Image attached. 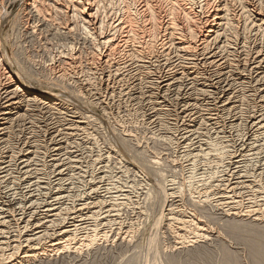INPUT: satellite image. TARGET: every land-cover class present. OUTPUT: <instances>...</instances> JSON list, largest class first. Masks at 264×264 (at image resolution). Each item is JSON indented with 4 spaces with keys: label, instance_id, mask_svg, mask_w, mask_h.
<instances>
[{
    "label": "bare ground",
    "instance_id": "1",
    "mask_svg": "<svg viewBox=\"0 0 264 264\" xmlns=\"http://www.w3.org/2000/svg\"><path fill=\"white\" fill-rule=\"evenodd\" d=\"M12 2L14 0H0V264H35L38 260H49L51 256L58 258L67 252L73 253V256L80 255L78 253L83 248L107 243L113 230H116V240L130 242L135 232L133 224L124 225L115 221L121 206L125 207L126 202L130 201L127 193L131 189L135 191L139 185L143 189L141 197L144 195V204L147 205L142 208L146 207L147 210L150 205L157 208L156 222L165 229V235L175 239L174 249L203 241L207 237L203 233L205 229L200 225V217V221L195 219L196 210L194 213L191 210L194 208L192 205L199 209V203L202 202L207 206L205 202L211 194L206 195L202 191L201 195L204 196L198 197L190 193L188 202L193 208L189 210L187 208L190 205L187 208L183 206L181 193L188 190H180L179 193L183 186L174 187L168 180L165 184L166 175H163L157 164L164 163L165 159H158L161 153L158 156L155 152L147 153L148 148L139 150L138 145L133 148L134 145L127 139L132 136L128 131L127 134L123 133L124 129L120 131L122 124L114 119L116 114L112 121L115 129L121 133L118 134L117 143L122 145L123 150L124 144L127 148L133 146L128 148L133 151L132 160H125L121 154L117 156L120 162H130L132 166L134 163L138 167L132 174L131 183H123L128 189L122 190L127 193H116L119 196L114 195L111 200H105L102 198L104 196L98 194V183L107 177L100 174L109 170L113 163L111 158L108 159L110 166L105 161L104 169L98 171L100 174L97 177L93 173L87 174L90 177L88 179L86 173L90 171L83 169L80 164L83 162H80L77 154L72 155L70 151L64 150L69 153L67 161L64 158L61 160L59 155L65 154L61 153L63 148L76 150L82 143L92 145L96 142L95 133L91 131L93 127L89 124L92 114L84 117L82 110L85 107L81 110L78 102L85 101L86 97L96 101L102 97V91L103 96H107L97 102L103 105L104 111H107L110 102H115L117 104H112L119 111L146 114L145 120L143 118L140 121L144 124L154 123L158 140L166 148L171 146L173 149V146L178 145L180 149L188 145L183 132H177V123L180 122L184 127L192 123L195 127L192 132L202 136V125H210V121L218 127L220 119L225 120L227 117L231 119L227 124L229 129L243 141L241 146L247 147L256 140L264 139V0H22L15 15L9 12ZM7 25L10 26V33L5 31ZM29 44L33 45L29 47ZM47 86L61 88L67 95H62V92L53 94L46 89ZM167 102L178 107L174 114L171 112L172 115L167 113L170 109H165ZM107 112L104 115L109 121ZM228 143L213 148V151L218 158L222 157L228 167L234 163L240 164L250 149L245 151L242 146L240 154L235 155L230 148L232 145ZM112 150L113 147L108 152ZM187 152H183L184 155H188ZM199 153L196 155L199 156ZM112 154H115V150ZM236 156L240 157L233 159ZM96 158L89 161L90 166ZM182 159L185 160L184 157ZM47 166L52 169L48 170ZM88 167L86 169H90ZM39 171L45 172L42 180L48 179L51 174L56 185L64 175L71 178L78 175L76 180L83 181V186L81 189L76 188V195H72L76 203L72 207L65 204L62 207V200H66L67 195H62L63 190L56 186L54 190L50 188L52 191L48 195L43 193L48 196L43 203L39 196L46 184L35 176ZM85 177L86 180H83ZM123 177L122 173L117 178ZM224 183L216 182L215 189ZM238 183H230L228 192H235L239 188ZM230 194L227 195L231 197ZM218 195L216 206L224 208L222 204L226 203L228 208L225 212L237 216L235 204L240 199L231 202L223 193L220 197ZM168 201L178 203L175 205L172 202L174 206L170 207L169 202L166 204L169 207H164ZM161 207L165 210L159 212L160 216L158 211H161ZM150 210L152 213L153 209ZM245 212V215L253 216L257 221H264V206H256Z\"/></svg>",
    "mask_w": 264,
    "mask_h": 264
},
{
    "label": "rangeland",
    "instance_id": "2",
    "mask_svg": "<svg viewBox=\"0 0 264 264\" xmlns=\"http://www.w3.org/2000/svg\"><path fill=\"white\" fill-rule=\"evenodd\" d=\"M21 4H22V0H14V2H12V4L10 5L9 7V12H12L14 15H15V12H17L18 8L21 7ZM10 26L7 25V28L5 29V31H8V33H10ZM30 45H33V44H29V47ZM38 59V58H36ZM48 91H50L51 93L53 92L54 93H61L62 95H65L66 93L63 92V90L60 88H54L52 86H47L46 88ZM67 95V94H66ZM102 97H99L100 100L103 101V99H105V97L107 96H103L104 95V92L102 91ZM172 98V97H171ZM91 97L89 98H85V101H82L80 100L78 102L79 106L81 107V110L83 111V116L85 117V115L87 116V114H92V118L90 117V127L92 128L91 131L92 134L95 133V137L97 138V140H95L96 142V145L95 143L92 145L90 144H84L82 143L80 145V147L73 149V148H66V149H62L61 150V153H65V154H62L59 155V157H61L60 159L64 161H67L68 159L67 156H69L68 154L69 153H66L64 150H68L72 153V155H76L77 154V157L80 158V162H83V163H80L82 166V168L84 170H89L90 172H87L86 173V177L89 179L90 177H88L89 174L93 173V176L94 177H97V175H99L100 173H98L99 170L101 169H104L103 168V165H105L106 163H104L105 161L107 162V165H111V162L110 160L108 161V159H112V167L110 166L107 170V172L105 173H101L100 175H106L107 177H105L102 181H100L98 183V188L100 192H98L99 195L101 196H104L102 198H104L105 200L108 198L110 199L111 197H113L114 195H116L115 197H118L119 195H117L118 193H127V191H123L124 189H128L125 187V184L126 182L127 183H131L132 179H133V175H134V172L137 171L138 167L136 166V164L133 163V166L132 164H129L128 162H120L119 160V157L122 156V157H125L124 159L125 160H132L131 158V154L133 153L132 149L131 151L128 149V148H132V147H128L124 144L123 145V148L124 150L122 149V145H119V137H118V134L120 135L121 133H119L117 131V129H115L114 127V123L112 121V119L114 118V115L116 114L115 118L117 121L119 120L120 122V131H122L123 129L125 130L126 129V132L123 130L122 132L127 134L129 132V134L132 136V137H127V139L129 138V142H131V144L134 145L133 148H135L137 145V148L140 150V149H146L148 148L147 150V153L151 152H155L157 153V156L159 155V160L162 161V159L164 160V163L166 164H162L161 162H158V167L162 169L163 171V175L166 177H164V181H165V184L167 183L166 181L168 180V183H172L171 185L172 186H183L181 187V189H179V193L184 190H188L189 193L185 192L183 194H185V196L181 193L183 199V206H185L186 208L189 207V205L191 203H189V199H190V195L194 194V196H198V197H203L201 194H206V195H210L209 197H207V201L205 203H207V206L204 204V202H202L203 204L199 203V209L194 206V205H190L189 208L187 209H191V212L194 213V211L198 209V213L195 211V219L197 218V220H199V217H200V225L203 226V228L205 229V235L207 236L205 239H203V241L201 242H196L195 244H193V246H188V247H185V248H178V249H174L175 245L174 243L176 242L174 238H169V236L165 235L167 234V232H165V229L162 228V226L158 225L156 220L158 219L157 218V211L156 209L151 207L150 205V208L147 207V210L145 208H142V206H147L144 204V195L143 197L142 194H141V190L143 189H140V185L136 188L135 191H132V189L127 193L128 194V199L130 201H127L126 204H125V207L121 206V209L118 213V217L116 218V221H118V223H123L124 225H127V224H133V227L136 229H134V233L133 235L135 236H132L133 238L131 239L130 242H120L117 239L116 240V230L111 233V235L108 237L109 238V241L106 243V242H102L100 244H95L94 246H92V248H88V249H85L83 248L82 251H79L78 254L80 255H74L75 256V259L74 256H73V253H65V254H61L59 255L58 258H56V256H51V260H38L35 262V264H264V227H263V224H264V221L261 222L260 220H256L253 218V216H250V215H245L244 213H246L245 211H249V209L251 208H262L264 206V139L261 138L260 140H256V144H252L251 145H248L246 147V145H242L241 144L243 143V141L241 142L238 138H241V137H236V134H234V132L232 130L229 129L228 127V122L231 121L230 118H225L224 119H220V122H218V127H216L215 125L211 124L210 121H208V123H210V125H202V130L200 131L201 132V135H198V134H195V132H192L193 130V124L190 123L187 127L185 125V127L183 125L179 123H177L178 125V128H177V132L179 133H182L183 132V135L187 137V142H188V145L185 147V148H181L179 149V146L177 145L176 147L173 146V149L171 148V146H166L163 144V143H160V141L158 140L159 136L157 134V128L154 127V123L152 124H147V123H143L141 122L140 120H142L144 118H146V114H143L140 115V114H136L134 113L133 111L131 112H123V111H119L118 109H116V105H113V104H117V103H109L108 106L106 107L107 111H110V112H107L106 110L104 111L103 108V105H100L97 101H99V99H95L92 98L91 100ZM71 100V99H69ZM89 100V101H87ZM170 100V99H168ZM82 101V102H81ZM95 101V102H93ZM85 104V105H84ZM84 106V107H83ZM79 107V109H80ZM174 107V108H173ZM113 108V109H112ZM178 107L176 105H171V102H167V106H165V109H170V111H167V113H169L170 115L174 114L175 113V109H177ZM117 110V113H116V110ZM172 109V110H171ZM174 109V110H173ZM115 110V111H114ZM85 111V112H84ZM119 111V112H118ZM87 112V113H86ZM89 112V113H88ZM104 112H107L109 113V117H110V120H106L105 118V115H104ZM122 114H121V113ZM172 112V114H171ZM174 112V113H173ZM111 113V115H110ZM120 113V114H119ZM127 113V115H126ZM128 113L130 115H128ZM132 113V115H131ZM145 113V111H144ZM147 113V112H146ZM176 113H178L176 111ZM125 114V115H123ZM122 115V116H121ZM140 115V116H138ZM112 116V117H111ZM118 116V117H117ZM120 116V117H119ZM142 116V118H141ZM119 119H117V118ZM141 118V119H140ZM94 119V120H93ZM124 119V120H123ZM122 121V122H121ZM124 121V122H123ZM142 123H140V122ZM145 122V121H144ZM213 122V121H212ZM227 122V123H226ZM132 123V124H131ZM92 124V125H91ZM224 124V126H223ZM145 127H144V126ZM149 125V126H148ZM213 125V126H212ZM148 126V127H147ZM180 126V127H179ZM206 126V127H205ZM123 127V128H122ZM151 127V128H150ZM212 127V128H211ZM222 127H223V130H222ZM227 127H228V130H227ZM149 128V129H148ZM182 128V129H181ZM221 128V129H220ZM226 128V129H225ZM240 128V127H239ZM184 129H187V130H184ZM195 129V127H194ZM218 129V130H216ZM90 130V129H89ZM95 130V131H94ZM152 130H154V134L152 133ZM128 131V132H127ZM194 131V130H193ZM204 131V132H203ZM151 132V133H150ZM164 133V131H161V133ZM176 132V133H177ZM206 132V133H205ZM132 133V134H131ZM160 133V135H161ZM188 133V134H187ZM194 133V134H192ZM205 133V134H204ZM222 133V134H221ZM226 133V134H225ZM229 133V134H228ZM233 133V134H232ZM156 134V136H154ZM221 134V136H220ZM232 137H231V135ZM196 135V136H195ZM211 135V136H210ZM149 136V137H148ZM154 136V138H153ZM177 136H179V134H177ZM215 136V137H214ZM218 136V137H217ZM235 136V137H234ZM264 137V135H262ZM151 137V138H150ZM156 137V139H155ZM195 137V138H194ZM200 137V138H199ZM150 138V139H149ZM222 138V139H221ZM235 138V139H234ZM154 139V140H153ZM189 139V140H188ZM204 139V140H203ZM132 140V141H131ZM192 140V141H191ZM208 142H207V141ZM227 140V141H226ZM230 140V141H228ZM232 140V141H231ZM239 140V141H238ZM100 141V144L99 142ZM201 141L203 143H201ZM206 141V143H205ZM102 142V143H101ZM133 142V143H132ZM210 142V143H209ZM230 144V148L232 150V153L235 154V155H238L240 154V149H244L245 148V151H247V149H250L247 153L248 155L245 157V159L243 158L242 160H240V164H231L229 165V167L226 165V163L224 162V160H222V157L220 156L218 158V155L213 151L214 149L213 148H218V147H221L222 145L226 144V143ZM239 142V143H238ZM263 142V144H261ZM117 143V144H116ZM191 143V144H189ZM208 143V144H207ZM224 143V144H223ZM234 143V144H233ZM237 143V144H236ZM102 144V146H101ZM110 144V145H109ZM236 144V146H235ZM239 144V145H238ZM86 145V146H85ZM90 145V146H89ZM99 145V146H98ZM129 145V144H127ZM140 145V146H139ZM165 147H164V146ZM192 145V146H191ZM196 145V146H195ZM212 146V147H209V146ZM215 145V146H213ZM83 146V147H82ZM110 146V147H109ZM121 147V149L118 148ZM126 148H125V147ZM143 147V148H140V147ZM146 146V147H145ZM191 146V147H190ZM202 146V147H201ZM203 146H204V149H203ZM239 146V148H238ZM257 146V148H256ZM92 147V148H91ZM94 147V148H93ZM96 147V148H95ZM113 147V150L112 152L114 153V150H115V154H112V152H108L110 149H112ZM114 147L117 149H114ZM145 147V148H144ZM163 147V148H161ZM209 147V148H208ZM254 147V148H253ZM85 148V149H84ZM100 148V149H98ZM108 148V149H107ZM165 148V149H164ZM171 148V149H170ZM175 148H177L175 150ZM189 148V149H188ZM192 148V149H191ZM194 148V149H193ZM196 148V149H195ZM206 148V149H205ZM212 148V149H211ZM229 148V149H230ZM233 148V149H232ZM235 148H236V152H235ZM253 148V150H251ZM263 148V149H262ZM71 149V150H70ZM73 149V150H72ZM79 149V150H77ZM82 149V151L80 150ZM89 151H88V150ZM127 149V150H126ZM170 149V150H168ZM203 149V150H202ZM209 151H208V150ZM92 150V151H91ZM99 150V151H97ZM121 150V151H120ZM175 150V152H174ZM185 150V151H184ZM192 150H197L195 152H193ZM208 152H207V151ZM106 151V153H105ZM130 151V153L128 152ZM168 155H167V153ZM178 151V152H177ZM189 153H188V152ZM204 154H202L201 153ZM212 153H211V152ZM251 151V152H250ZM256 151V152H255ZM263 151V152H262ZM78 152V153H77ZM90 152V153H88ZM93 152V153H92ZM95 152V154H94ZM100 152V153H98ZM103 152V153H102ZM118 152V153H117ZM122 152V153H121ZM159 152V153H158ZM164 155H163V153ZM187 152L188 155H184V153ZM191 152V153H190ZM200 152V153H199ZM207 152V153H206ZM251 154H250V153ZM53 153V152H52ZM80 153V154H79ZM85 153V154H84ZM150 153V154H151ZM181 153V154H180ZM183 153V154H182ZM196 153H199V156L196 155ZM243 153V152H242ZM98 154V155H97ZM102 154V155H101ZM106 154V155H105ZM120 156H119V155ZM124 154V155H123ZM179 154V155H178ZM193 154V155H192ZM201 154V156H200ZM206 154V155H205ZM208 154V155H207ZM212 154V155H211ZM261 154V155H260ZM64 155V156H63ZM83 155L85 157H83ZM105 155V156H104ZM116 155V156H115ZM119 157H118V156ZM184 157L185 160H181L182 157ZM190 155V156H189ZM196 155V156H194ZM211 155V156H210ZM255 155V156H254ZM258 155V157H257ZM99 156V157H98ZM101 156V158H100ZM109 156V158H108ZM161 156V157H160ZM163 156V158H162ZM165 156V157H164ZM176 156V158H175ZM181 158H180V157ZM191 158H189V157ZM205 156V158H203ZM88 159H87V158ZM91 157V158H90ZM96 158L94 164L92 166H90V163L89 161H91V159H94ZM102 157H105V158H102ZM107 157V158H106ZM115 157V158H114ZM118 157V159H116ZM167 157V158H166ZM173 157V158H172ZM187 157V158H186ZM217 157V158H216ZM240 156H236L234 157L233 159H238ZM48 158V157H47ZM99 158V159H98ZM127 158V159H126ZM161 158V159H160ZM193 158V159H192ZM217 160H216V159ZM263 158V159H262ZM98 159V160H97ZM102 161H101V160ZM189 159V160H188ZM195 159V160H194ZM204 159V160H203ZM208 159V160H207ZM221 159V160H220ZM82 160V161H81ZM116 160V161H115ZM178 160V162H177ZM194 160V161H193ZM200 160V161H199ZM215 161V162H212V161ZM219 160V161H218ZM252 160V161H251ZM99 161V162H98ZM173 161L175 162L173 164ZM246 161V162H245ZM251 161V162H250ZM50 162V161H48ZM115 162V163H114ZM118 162H120L121 164H124L121 166V164L119 163L118 165ZM170 162V164H169ZM172 162V163H171ZM191 162V163H190ZM194 162V163H193ZM200 164H199V163ZM202 162V163H201ZM249 162V163H248ZM46 164H49L47 162H44ZM51 163H54L51 161ZM57 163V162H55ZM161 163V164H160ZM197 163V164H196ZM221 164H224V165H220ZM256 163V164H255ZM58 164V163H57ZM61 164V163H59ZM78 164V163H77ZM87 164V165H86ZM96 164V165H95ZM102 164V166H101ZM127 164L129 166H127ZM160 164V165H159ZM173 164V165H172ZM185 164V165H184ZM210 164V165H209ZM101 167H100V166ZM133 169H132V167ZM165 165V166H164ZM195 165V166H194ZM216 165H218L216 167ZM235 165H237L235 167ZM240 167H239V166ZM243 167H242V166ZM90 166V167H88ZM95 166V167H94ZM117 166V168H116ZM222 166V167H221ZM86 167L90 168V169H86ZM92 167V168H91ZM115 167V168H114ZM182 167V168H181ZM226 167V168H225ZM95 168V169H94ZM194 168V169H193ZM220 168V169H219ZM226 170H224V169ZM237 168V169H236ZM47 169L48 170H51L52 167L50 166H47ZM46 169V173L48 172V170ZM113 169V170H112ZM123 169V170H122ZM230 169V170H229ZM236 171H235V170ZM246 169V172L244 171ZM91 170L93 172H91ZM111 170V171H110ZM116 170V171H115ZM126 170V171H125ZM128 170V171H127ZM210 170V171H209ZM228 170V171H227ZM102 171V170H101ZM125 171V172H124ZM243 171V172H242ZM40 172V173H39ZM35 176L40 180L42 181V183H45L46 186L44 184H42V186L44 185L43 189L41 190V194H40V200L45 203L48 199V192L52 191L51 189H56L59 188L61 191H62V195H67L66 196V200L65 198L62 200V204L61 206L63 207V205L65 204V206H68V207H72L73 206V203H76L74 201V198L72 197V195H76L75 191H77V189H81L83 186V181L81 182V180L77 181L76 179H78V175L73 178H71V176H66L64 175V177L62 176V179L60 180L61 182L56 185L57 182L55 181H52L53 180V177L51 176V174H49L50 176H48L49 178H43L42 180V177H44V174L45 172H41L39 171ZM77 172V171H76ZM74 172V173H76ZM95 172V173H94ZM98 174H97V173ZM113 172V173H112ZM121 172V173H120ZM176 172V173H175ZM195 172V173H194ZM226 172V173H225ZM228 172V174H227ZM236 172V173H235ZM241 174H239V173ZM243 174H242V173ZM248 172V173H247ZM124 174V177L123 178H117L120 174ZM166 173V174H165ZM213 173V174H212ZM224 173V174H223ZM247 173V174H246ZM262 173V174H261ZM88 174V175H87ZM96 174V175H95ZM118 174V176H117ZM133 174V175H132ZM230 174V175H229ZM39 175V176H38ZM116 175V176H115ZM209 175V176H208ZM214 175V176H213ZM229 175V176H228ZM245 176V177H242V176ZM247 175V176H246ZM41 176V177H40ZM85 176V174H84ZM110 178H109V177ZM210 176L212 178H210ZM238 176V177H237ZM69 177V179H68ZM86 177L85 179L83 178V180H86ZM117 179H116V178ZM217 177V179H216ZM236 177V178H235ZM110 180H109V179ZM135 179H137L136 177H134ZM233 178V179H232ZM51 179V180H50ZM65 179V180H64ZM116 179V180H115ZM123 179H125L123 181ZM127 179V180H126ZM130 179V180H129ZM166 179V180H165ZM188 179V180H187ZM193 179V180H192ZM198 179V180H197ZM211 179V180H210ZM223 179V180H222ZM225 179V180H224ZM47 180V181H46ZM64 180V181H63ZM75 180L77 182H75ZM106 180V181H105ZM202 180V181H201ZM213 180V181H212ZM215 180V181H214ZM220 180V181H219ZM222 180V181H221ZM228 180V181H227ZM241 180V181H240ZM68 181V182H67ZM70 181V182H69ZM72 181V182H71ZM119 183H117V182ZM123 184L125 182V184H121L120 182ZM208 181V182H207ZM210 181V183H209ZM233 181H239L240 183L237 184V186L239 188H236L234 191L235 192H228V185L230 183H233ZM47 182V183H46ZM55 182V184H54ZM75 183L72 185V183ZM80 182V184H79ZM109 182L110 183V186H109ZM179 182V183H178ZM183 184H181V183ZM200 182V183H199ZM219 183V182H225L224 184L220 185V187L222 186V188L218 187V189H215V184ZM227 182V183H226ZM230 182V183H229ZM245 182V183H244ZM50 183V184H48ZM53 183V184H52ZM66 183H70L69 185L66 184ZM88 183V182H87ZM102 183V185H101ZM108 183V184H107ZM139 183V182H138ZM189 183V184H187ZM190 183H192L190 185ZM213 183V184H211ZM61 184V185H60ZM106 184V185H105ZM117 184V185H115ZM187 184V185H186ZM205 184V185H204ZM209 184V186H208ZM241 184V185H239ZM245 184V185H244ZM68 185V186H67ZM71 185V186H70ZM79 185V186H78ZM122 185V186H121ZM169 185V186H171ZM190 187H189V186ZM207 185V186H206ZM243 185L245 187H243ZM247 185V186H246ZM49 186V189H47ZM56 186V187H55ZM70 186V187H69ZM74 186V188H73ZM78 186V187H77ZM104 188V191H103V188ZM107 186V187H106ZM117 186V189L115 188ZM176 186V187H177ZM188 186V187H187ZM199 186V187H198ZM201 186V187H200ZM205 186V187H204ZM241 186V187H240ZM111 189H110V188ZM120 187V188H119ZM123 187V188H122ZM203 187V188H202ZM209 187V188H208ZM212 187H214L213 189H211ZM51 188V189H50ZM68 188V189H66ZM77 188V189H76ZM87 188V186H86ZM106 188H108L107 190L108 191H105ZM187 188V189H186ZM220 188V189H219ZM72 189V190H71ZM123 189V190H122ZM190 189V190H189ZM209 189V190H208ZM211 189V190H210ZM225 189V190H224ZM228 189V190H227ZM238 189V190H237ZM242 189V190H241ZM45 190V191H44ZM47 190V192H46ZM69 193H68V191ZM116 190V191H115ZM181 190V191H180ZM197 190V191H196ZM214 190V191H213ZM216 190V192H215ZM241 190V191H240ZM43 191V192H42ZM67 193H65V192ZM74 191V192H73ZM109 191H111V193H109ZM119 191V192H118ZM132 191V192H131ZM140 191V192H139ZM194 191V192H193ZM203 191V192H202ZM205 191V192H204ZM207 191V192H206ZM210 191V192H209ZM238 191V192H237ZM71 192V193H70ZM202 192V193H201ZM215 192V193H214ZM218 192V193H217ZM225 192V193H224ZM241 194H240V193ZM43 193H46V194H43ZM103 193V194H102ZM104 193L107 195L105 196ZM111 194V195H108ZM117 193V194H116ZM135 193V194H134ZM191 193V194H190ZM199 193V194H198ZM210 193V194H209ZM223 195L224 196H227L229 197V193H231V197L230 198V201H234V200H242L238 203L235 204V206H237V210H231L232 212H237V216L235 215H231L229 214V212H225V210L228 208L227 204L226 203H223L222 206L223 207H218L216 206V202L218 201V198L216 199L217 195L218 197H220V195ZM235 195H233V194ZM188 194V195H187ZM71 195V196H70ZM233 195V196H232ZM242 195V196H241ZM122 197V195H120ZM190 196V197H189ZM45 197V198H44ZM68 197H71V198H68ZM140 197V198H139ZM188 197V198H187ZM233 198V199H232ZM243 198V199H242ZM71 199V200H70ZM73 199V200H72ZM139 199V200H138ZM215 199H216V202H215ZM232 199V200H231ZM258 199V200H257ZM39 200V202H41ZM111 200V199H110ZM185 200V201H184ZM45 201V202H44ZM66 201H69V202H66ZM72 201V202H71ZM133 201V203L131 202ZM189 201V202H188ZM229 201V200H228ZM229 201V202H230ZM263 201V202H262ZM39 203V205L42 204ZM65 202V203H64ZM171 204L170 207H173L174 204L176 205L178 203V201H168L164 204V207L167 206L166 204L169 203ZM184 202H187L184 204ZM209 202V203H208ZM215 202V203H213ZM68 203V204H67ZM70 203V204H69ZM128 203V204H127ZM141 203V204H139ZM189 203V204H188ZM241 203V204H239ZM67 204V205H66ZM72 204V205H71ZM130 204H132L130 206ZM186 204L188 206H186ZM257 204V205H256ZM261 204V206H260ZM131 207H129V206ZM140 205V206H139ZM203 205V206H201ZM211 205L213 207H216V208H212ZM240 207H239V206ZM143 206V207H144ZM201 206V208H200ZM209 206V207H208ZM249 206V207H248ZM136 207V208H135ZM138 207V208H137ZM164 207L162 209H160L161 211H158V215L159 212H163L165 209ZM169 207V206H167ZM197 209H196V208ZM227 207V208H226ZM243 207H244V211L243 210ZM126 210H125V209ZM129 208V209H128ZM140 208V209H139ZM204 209L202 212H201V209ZM212 208V209H211ZM124 209V210H123ZM150 209H153L152 210V213L150 212L151 210ZM214 209V210H213ZM248 209V210H247ZM122 210V211H121ZM146 212H145V211ZM208 210V211H207ZM224 210V211H223ZM128 211V212H127ZM133 211V213L131 212ZM208 214H207V212ZM121 212V213H120ZM126 212V213H125ZM148 212V213H147ZM212 212V213H210ZM240 212V213H239ZM123 213V214H122ZM140 213V214H139ZM150 213V214H149ZM199 213H200V216H199ZM203 213V214H202ZM206 213V214H205ZM210 213V214H209ZM226 213V215H225ZM242 214V215H241ZM121 215V216H120ZM138 215V216H137ZM198 215V217L196 216ZM212 215V216H211ZM240 215V216H239ZM137 216V217H136ZM161 216V215H160ZM204 216V217H202ZM208 216V218H206ZM214 216V217H213ZM247 216V217H246ZM202 217V218H201ZM234 217V218H233ZM252 217V219H251ZM125 218V219H124ZM130 218V219H129ZM264 218V217H263ZM213 219V220H212ZM120 220V221H119ZM123 220V222H121ZM127 220V221H126ZM132 222H131V221ZM210 220V221H209ZM235 220V221H234ZM236 220H239V222H236ZM240 220H242L240 222ZM244 220V221H243ZM214 222V223H213ZM126 223V224H125ZM135 223V224H134ZM248 223V224H246ZM253 224V225H252ZM211 225V226H210ZM116 225H114L113 227H115ZM136 226V227H135ZM209 226V227H208ZM213 229V230H212ZM216 229V230H215ZM137 234V235H136ZM209 237V238H208ZM118 238V237H117ZM135 238V239H134ZM112 240H114L113 242H111ZM133 241V242H132ZM105 243V244H104ZM117 243H120L117 244ZM104 244V245H103ZM124 244V245H123ZM97 246V247H96ZM127 246V247H126ZM96 247V248H95ZM128 248V249H127ZM67 254V256H66ZM72 256V257H70ZM62 257V258H60ZM78 258V259H77ZM55 261H54V260ZM77 259V260H76ZM59 261V262H58ZM172 261V262H171Z\"/></svg>",
    "mask_w": 264,
    "mask_h": 264
}]
</instances>
